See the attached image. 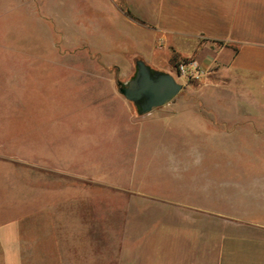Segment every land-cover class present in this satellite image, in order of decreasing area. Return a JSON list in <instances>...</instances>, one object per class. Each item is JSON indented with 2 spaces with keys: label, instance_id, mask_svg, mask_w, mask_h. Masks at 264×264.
<instances>
[{
  "label": "rangeland",
  "instance_id": "374dc122",
  "mask_svg": "<svg viewBox=\"0 0 264 264\" xmlns=\"http://www.w3.org/2000/svg\"><path fill=\"white\" fill-rule=\"evenodd\" d=\"M107 4L0 0V229L90 224L92 255L94 239H114L131 184L166 176L158 166L264 161V89L242 75L181 74L192 59L173 56L181 90L137 114L117 82L144 44L118 31L129 28ZM180 104L192 112L167 118Z\"/></svg>",
  "mask_w": 264,
  "mask_h": 264
},
{
  "label": "crops",
  "instance_id": "0c3cea01",
  "mask_svg": "<svg viewBox=\"0 0 264 264\" xmlns=\"http://www.w3.org/2000/svg\"><path fill=\"white\" fill-rule=\"evenodd\" d=\"M106 1L129 28L118 31L144 44L131 57L164 71L173 56L193 59L264 89V0ZM176 106L167 118L192 110ZM157 168L167 173L153 187L131 184L114 239L93 238L97 254L90 224L48 217L0 229V264H264V161Z\"/></svg>",
  "mask_w": 264,
  "mask_h": 264
},
{
  "label": "water",
  "instance_id": "95a60500",
  "mask_svg": "<svg viewBox=\"0 0 264 264\" xmlns=\"http://www.w3.org/2000/svg\"><path fill=\"white\" fill-rule=\"evenodd\" d=\"M135 71L126 82L118 81V92L130 101L139 115L172 99L182 88L168 71L152 68L143 59L134 61Z\"/></svg>",
  "mask_w": 264,
  "mask_h": 264
},
{
  "label": "built area",
  "instance_id": "2783aa9c",
  "mask_svg": "<svg viewBox=\"0 0 264 264\" xmlns=\"http://www.w3.org/2000/svg\"><path fill=\"white\" fill-rule=\"evenodd\" d=\"M178 71L181 74L194 75L196 77L200 74L198 65L193 59L179 62Z\"/></svg>",
  "mask_w": 264,
  "mask_h": 264
},
{
  "label": "trees",
  "instance_id": "16d2710c",
  "mask_svg": "<svg viewBox=\"0 0 264 264\" xmlns=\"http://www.w3.org/2000/svg\"><path fill=\"white\" fill-rule=\"evenodd\" d=\"M126 13H127L128 15L132 16V15L130 14V12H129V11H126ZM174 58H175V57H174Z\"/></svg>",
  "mask_w": 264,
  "mask_h": 264
}]
</instances>
